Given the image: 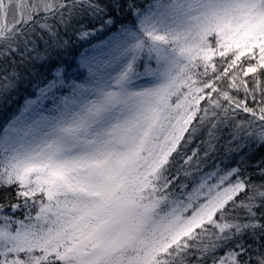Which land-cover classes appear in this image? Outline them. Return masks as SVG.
<instances>
[{
	"label": "snow or ice",
	"instance_id": "6c2138e0",
	"mask_svg": "<svg viewBox=\"0 0 264 264\" xmlns=\"http://www.w3.org/2000/svg\"><path fill=\"white\" fill-rule=\"evenodd\" d=\"M25 82L0 264H264V0H0Z\"/></svg>",
	"mask_w": 264,
	"mask_h": 264
},
{
	"label": "trees",
	"instance_id": "16d2710c",
	"mask_svg": "<svg viewBox=\"0 0 264 264\" xmlns=\"http://www.w3.org/2000/svg\"><path fill=\"white\" fill-rule=\"evenodd\" d=\"M126 23H130L131 19L129 18L128 20L125 21ZM79 44H77L76 48L74 49V51L71 53L70 56H67V59H72V57L76 56L79 54V52L82 50L81 47L79 46ZM34 91V89L32 87H30L27 82H25L21 88L20 91L14 96L15 102H12L13 99L11 101H9V104L12 102V105L10 106L11 108L8 110V106L5 105H0V123H3V121L5 119H7L8 117H10L11 115H13V113H15L17 111V109L21 108L23 106V104L25 103V97H27L28 99L34 97L33 95H31V93ZM255 153L256 156L259 157L261 155H264V149L261 148H256L255 149ZM0 199H2V195H0ZM14 202V201H13Z\"/></svg>",
	"mask_w": 264,
	"mask_h": 264
},
{
	"label": "rangeland",
	"instance_id": "374dc122",
	"mask_svg": "<svg viewBox=\"0 0 264 264\" xmlns=\"http://www.w3.org/2000/svg\"><path fill=\"white\" fill-rule=\"evenodd\" d=\"M78 47H79V46H78ZM35 98H36V97L34 96V97L30 98V99H35ZM15 99H16V98L13 97V101H12V102H15ZM12 102L9 104V106H8V110L11 108L10 106L12 105ZM2 107H3V106H2ZM2 107H1V108H2ZM1 108H0V109H1Z\"/></svg>",
	"mask_w": 264,
	"mask_h": 264
}]
</instances>
